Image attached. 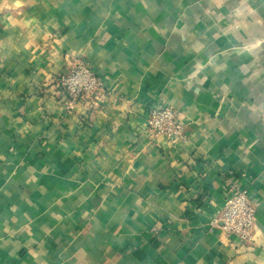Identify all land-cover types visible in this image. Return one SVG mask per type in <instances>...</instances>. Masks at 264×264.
Here are the masks:
<instances>
[{"label": "crops", "instance_id": "obj_1", "mask_svg": "<svg viewBox=\"0 0 264 264\" xmlns=\"http://www.w3.org/2000/svg\"><path fill=\"white\" fill-rule=\"evenodd\" d=\"M74 58L119 101L66 111ZM229 179L248 246L212 224ZM0 264H264V0H0Z\"/></svg>", "mask_w": 264, "mask_h": 264}, {"label": "built area", "instance_id": "obj_2", "mask_svg": "<svg viewBox=\"0 0 264 264\" xmlns=\"http://www.w3.org/2000/svg\"><path fill=\"white\" fill-rule=\"evenodd\" d=\"M56 93L66 104V111H72L75 105H84L85 101L102 106L107 101H119L102 76L83 58L69 61L68 69L56 84ZM144 126L154 138H163L173 148L184 145L188 140L186 124L180 120L179 113L167 104L151 106ZM223 188L227 199L212 224L220 225L226 236L248 246L252 243L255 226L253 201L248 191L234 179H229Z\"/></svg>", "mask_w": 264, "mask_h": 264}]
</instances>
